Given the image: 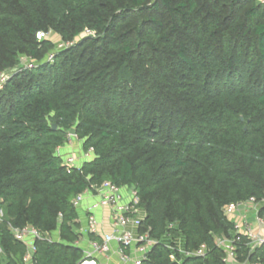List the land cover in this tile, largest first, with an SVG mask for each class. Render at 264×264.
I'll return each instance as SVG.
<instances>
[{
	"label": "trees",
	"instance_id": "trees-1",
	"mask_svg": "<svg viewBox=\"0 0 264 264\" xmlns=\"http://www.w3.org/2000/svg\"><path fill=\"white\" fill-rule=\"evenodd\" d=\"M3 75L0 264L26 263L10 229L26 225L41 234L32 264H78L72 200L104 180L137 191L156 239L143 264H225L223 207L253 197L264 212L259 0H0ZM70 129L93 157L67 171L56 150ZM174 237L203 254L181 257Z\"/></svg>",
	"mask_w": 264,
	"mask_h": 264
},
{
	"label": "built area",
	"instance_id": "built-area-1",
	"mask_svg": "<svg viewBox=\"0 0 264 264\" xmlns=\"http://www.w3.org/2000/svg\"><path fill=\"white\" fill-rule=\"evenodd\" d=\"M259 1L264 5V0ZM84 33L94 35L95 31L85 29ZM47 34L49 33L38 32L36 37L41 39ZM52 56L49 55L48 60H52ZM21 60V63L29 61L26 67L32 66L33 62L25 56H21ZM5 80L4 75L0 77V86ZM67 136L66 142L57 148L56 153L61 156L68 171L79 168L83 162L90 160L92 151L83 150L82 141L75 133L68 132ZM72 204L76 210L82 208L87 219L85 238L79 227L81 234L76 244L81 248L83 256L78 264H143L156 239L151 238L149 230L142 227L145 210L139 206L137 191L133 187L104 180L79 192ZM261 205V201L251 197L223 207L225 218L232 224V236H218L215 241L224 253L225 264H264L260 256L252 257V253L264 244V212L260 211ZM3 217L4 212L0 208V221ZM253 221L256 225L252 224ZM10 229L14 237L26 245L25 260L30 262L35 249L34 241L41 234L30 225L22 228L10 226ZM242 237L246 239L248 247L246 254L238 251V243ZM169 239L174 246L170 240L166 241L167 246L172 250L177 249L182 254L181 257L202 255L204 252L203 245L195 251H186L181 237ZM171 259L179 260L174 252Z\"/></svg>",
	"mask_w": 264,
	"mask_h": 264
},
{
	"label": "rangeland",
	"instance_id": "rangeland-1",
	"mask_svg": "<svg viewBox=\"0 0 264 264\" xmlns=\"http://www.w3.org/2000/svg\"><path fill=\"white\" fill-rule=\"evenodd\" d=\"M47 36H49L51 39L54 40V42L56 44V47L58 49L60 48V45H63V47H61V48H65V44H63L64 42L56 34H54L53 32H50L49 34H47ZM27 63H29V61L25 62V63H22L21 66L22 67H26ZM92 157H93V154H91L89 158L91 159ZM77 213H78V220H79V223H80V232L82 233L83 238H85L87 236V232H86V221H87L86 215H85V212L83 211L82 208H77ZM252 224L256 225V223L254 221H253ZM48 236H49V238L56 237L55 231L50 233ZM28 262H29V260H28Z\"/></svg>",
	"mask_w": 264,
	"mask_h": 264
},
{
	"label": "crops",
	"instance_id": "crops-1",
	"mask_svg": "<svg viewBox=\"0 0 264 264\" xmlns=\"http://www.w3.org/2000/svg\"><path fill=\"white\" fill-rule=\"evenodd\" d=\"M52 233V232H51ZM56 237H54L53 239H58V232L55 231ZM25 264H32L31 262H26Z\"/></svg>",
	"mask_w": 264,
	"mask_h": 264
},
{
	"label": "water",
	"instance_id": "water-1",
	"mask_svg": "<svg viewBox=\"0 0 264 264\" xmlns=\"http://www.w3.org/2000/svg\"><path fill=\"white\" fill-rule=\"evenodd\" d=\"M52 127H53V128H56V124H53ZM70 133H74V130H73V129H70Z\"/></svg>",
	"mask_w": 264,
	"mask_h": 264
}]
</instances>
